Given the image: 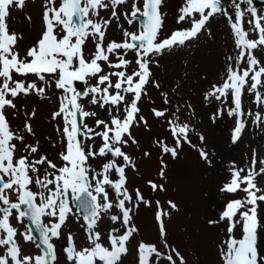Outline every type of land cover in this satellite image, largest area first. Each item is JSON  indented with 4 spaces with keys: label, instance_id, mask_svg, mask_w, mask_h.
<instances>
[{
    "label": "snow or ice",
    "instance_id": "1",
    "mask_svg": "<svg viewBox=\"0 0 264 264\" xmlns=\"http://www.w3.org/2000/svg\"><path fill=\"white\" fill-rule=\"evenodd\" d=\"M163 4L164 0H41L40 34L21 53L23 36L10 31L8 20L13 9L25 8L26 0H0V264H122L139 231L134 223L136 210L141 204H152L138 188L129 191L126 170H136V164L124 149L139 148L134 127L150 130L139 104L148 86L161 87L151 71L153 63L158 65L154 58L187 47L205 33L211 38L209 25L217 17L226 20L237 53L228 56L222 81L203 94L206 106L218 105L210 120L215 124L225 116L232 119L233 145L249 123L264 126V63L254 54L264 50V12L253 0H183L176 23L188 27L162 38ZM27 19L31 22L32 18ZM141 19L138 32H129L121 23L132 25ZM113 22L121 28L122 39L106 43ZM89 43L94 51L88 50ZM74 81L86 87L78 90ZM246 92L253 96L256 111L245 109ZM32 95L41 100L56 97L50 120L56 123L62 150L55 160L40 153L39 139L27 142L28 136L36 137L30 121L37 109L23 112L22 128L13 131L10 126L9 110L14 117L20 113L14 101ZM160 95L164 106L153 107L151 114L167 125L174 141L172 146L156 141L161 152L176 159L178 150L188 144L213 167L215 153L197 131L195 108L191 103L174 104L167 92ZM192 134L199 146L192 144ZM227 172L218 192L225 197L245 195L226 199L219 215L206 221L212 227L223 226L219 260L221 264H264V223L259 218L264 187L257 179L264 178V158L253 150L244 167L232 161ZM159 176L165 177L164 166ZM147 183L152 192L166 191L154 180ZM155 204L159 241L137 242V264H188L168 240L165 218L179 210L177 204L168 200L165 208L158 199ZM77 215L86 237L84 247L76 244L71 232H63L68 220ZM43 218H48L47 223ZM105 218L111 222L107 232L101 227ZM26 220L38 233V243ZM20 237L25 243H35L40 254H24ZM60 240L66 243L63 259L55 244Z\"/></svg>",
    "mask_w": 264,
    "mask_h": 264
},
{
    "label": "rangeland",
    "instance_id": "2",
    "mask_svg": "<svg viewBox=\"0 0 264 264\" xmlns=\"http://www.w3.org/2000/svg\"><path fill=\"white\" fill-rule=\"evenodd\" d=\"M183 0H164L162 11L165 14L164 27L162 32L171 33L179 28L188 27L187 24H177L178 8ZM254 2V1H253ZM32 5L41 8V0H26L25 8L13 9L8 20L10 31L23 36L19 42V51L31 47L40 34L42 26L41 13L36 15ZM254 6L264 12V4L254 2ZM38 8V9H39ZM31 16V22L27 19ZM141 20L128 25L121 20L124 29L129 32H138ZM209 27L212 37L205 33L201 38L189 46L177 49L170 54L155 57L158 61L153 63L151 71L154 78L160 83V89L148 86L147 95L139 104L141 114L148 120L150 130H145L143 125L134 127L132 133L139 142L124 149L136 164V170L128 169L127 179L130 192L134 193L139 189L145 199L151 200V207L143 204L136 210L134 223L139 229L135 238L129 243V253L122 257V264H137L135 245L140 240L150 243H158L159 230L155 220L156 204L158 199L167 208V201L172 200L178 206V211H173L170 218H165L170 244L175 245L185 256L188 264H221L219 260L218 247L224 238L223 226L212 227L206 221L209 218H216L222 210L228 198L241 199L244 193L229 194L225 197L218 192V186L228 176L227 168L230 162L234 161L238 167H244L255 150L260 158H264V126L256 127L248 124L243 132L240 141L233 145L230 142V131L233 126L232 119L225 116L222 120L213 124L210 115L218 106L215 102L206 106L203 94L213 83H220L225 75L228 56H235L237 49L234 47L233 38L226 20L217 17L210 22ZM122 39L121 28L113 22L106 33L108 41H120ZM88 50L94 51V45L88 44ZM255 56L264 63V50H255ZM131 59V54L128 57ZM246 66V65H244ZM19 78V77H17ZM94 82V81H93ZM73 86L85 88L79 81H74ZM175 90V91H173ZM167 92L174 104L191 103L196 110L195 125L197 131L204 134L207 145L215 153L213 167H208L200 158L196 148L188 144L178 150V157L173 159L170 155L163 154L156 144L162 140L172 146L174 141L167 131V125L157 121L151 114L153 107H163L161 92ZM264 91V89H262ZM252 95L247 92L243 97L245 109L251 107L256 111L255 105L251 103ZM56 97L51 100H41L35 95L31 97L21 96L14 102L20 108L18 116L14 117L9 110L8 119L13 131L22 128L24 122L23 112L27 109H37L36 116L30 121L36 137H27L28 143H34L36 139L40 142V153L47 154L50 159L55 160L61 151L60 134L56 131V123L50 120V113L54 110ZM154 102V103H153ZM91 110V109H89ZM105 114L101 112L103 117ZM185 115H191L186 112ZM92 126V121H88ZM18 143V142H16ZM192 144L199 146L200 141L195 134H192ZM148 151L150 155L145 157L143 152ZM22 154V153H21ZM17 155H19L17 153ZM163 160V165L161 161ZM98 167V165H95ZM165 168V177L159 176L161 167ZM114 178L115 175H114ZM260 187H264V178L258 177ZM149 180L157 184H163L166 191L152 192L148 185ZM76 211L74 207V212ZM259 218L264 223V204L260 205ZM45 218V223H47ZM79 216L68 220L63 232L78 233L76 244L80 247L87 246V243L80 242L84 232L80 229ZM105 232L111 227V222L105 218L101 224ZM85 235V234H84ZM262 244H264V230L261 232ZM62 242V243H61ZM57 255L64 257V240L55 241ZM38 248L33 249V255L38 254ZM65 264L67 262L65 261Z\"/></svg>",
    "mask_w": 264,
    "mask_h": 264
},
{
    "label": "flooded vegetation",
    "instance_id": "3",
    "mask_svg": "<svg viewBox=\"0 0 264 264\" xmlns=\"http://www.w3.org/2000/svg\"><path fill=\"white\" fill-rule=\"evenodd\" d=\"M12 223H13V225H14L15 227H17L20 231H24V228H23L21 225H19L15 220H12ZM25 223H26V221H25ZM18 243L20 244L21 249H22V251H23L24 254H32V242H27V243H25V242L23 241V238L20 237V238L18 239Z\"/></svg>",
    "mask_w": 264,
    "mask_h": 264
},
{
    "label": "bare ground",
    "instance_id": "4",
    "mask_svg": "<svg viewBox=\"0 0 264 264\" xmlns=\"http://www.w3.org/2000/svg\"><path fill=\"white\" fill-rule=\"evenodd\" d=\"M38 8H39L38 5H32V10L34 12V16H33L34 17V21L36 20V15H38V13H41V8H39V9ZM41 16H42V14H41ZM163 37H166V35L162 34V38ZM72 234H73V236L75 238V241H76L78 239V233H72ZM80 242L86 243V238L83 237Z\"/></svg>",
    "mask_w": 264,
    "mask_h": 264
}]
</instances>
